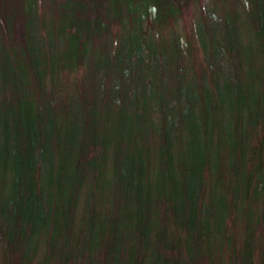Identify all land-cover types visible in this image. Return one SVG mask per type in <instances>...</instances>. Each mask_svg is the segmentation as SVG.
I'll use <instances>...</instances> for the list:
<instances>
[{"label": "trees", "instance_id": "1", "mask_svg": "<svg viewBox=\"0 0 264 264\" xmlns=\"http://www.w3.org/2000/svg\"><path fill=\"white\" fill-rule=\"evenodd\" d=\"M200 1L0 0L1 264L264 257V0Z\"/></svg>", "mask_w": 264, "mask_h": 264}, {"label": "rangeland", "instance_id": "2", "mask_svg": "<svg viewBox=\"0 0 264 264\" xmlns=\"http://www.w3.org/2000/svg\"><path fill=\"white\" fill-rule=\"evenodd\" d=\"M11 1V0H10ZM200 2V4H201V1L200 0H198V3ZM221 3H223V1H221ZM195 4H196V2L195 3H193L191 6H189L186 10H185V14H184V18H182L181 20H180V25L182 26V28H184V27H186L187 25H189V23H190V20H192L191 19V17H195V15H196V6H195ZM11 5V4H10ZM243 6H245V5H243ZM247 8V7H246ZM250 8V7H249ZM237 11H243V7L242 8H238L237 9ZM248 11H249V9H248ZM236 13H238V12H236ZM241 17V16H240ZM196 55L197 56H200V53L197 51L196 52ZM225 180H229V179H225ZM232 182H230V183H228V182H226V183H228L230 186H233V185H235V184H237L238 183V181H240L241 179H230ZM255 249H257V250H260L261 249V251H263V246H259V247H255ZM1 257H3L2 255L0 256V260H2V258ZM5 263L7 264V260L5 259ZM0 264H1V262H0ZM258 264H264V257L262 256L261 258H260V262L258 263Z\"/></svg>", "mask_w": 264, "mask_h": 264}]
</instances>
